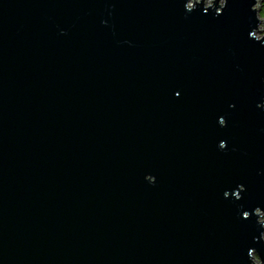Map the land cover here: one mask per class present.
<instances>
[{
  "label": "water",
  "instance_id": "1",
  "mask_svg": "<svg viewBox=\"0 0 264 264\" xmlns=\"http://www.w3.org/2000/svg\"><path fill=\"white\" fill-rule=\"evenodd\" d=\"M208 1L0 0V264H264V0Z\"/></svg>",
  "mask_w": 264,
  "mask_h": 264
},
{
  "label": "rangeland",
  "instance_id": "2",
  "mask_svg": "<svg viewBox=\"0 0 264 264\" xmlns=\"http://www.w3.org/2000/svg\"><path fill=\"white\" fill-rule=\"evenodd\" d=\"M208 3H211V0H209ZM261 28L264 30V24L261 26ZM260 36H262V34H260ZM263 219H264V217H263Z\"/></svg>",
  "mask_w": 264,
  "mask_h": 264
},
{
  "label": "trees",
  "instance_id": "3",
  "mask_svg": "<svg viewBox=\"0 0 264 264\" xmlns=\"http://www.w3.org/2000/svg\"><path fill=\"white\" fill-rule=\"evenodd\" d=\"M261 16H262V18L264 19V9H263V11H262V13H261Z\"/></svg>",
  "mask_w": 264,
  "mask_h": 264
}]
</instances>
